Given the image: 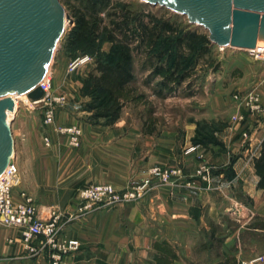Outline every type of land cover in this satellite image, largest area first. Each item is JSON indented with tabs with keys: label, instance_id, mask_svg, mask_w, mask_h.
Here are the masks:
<instances>
[{
	"label": "crops",
	"instance_id": "crops-1",
	"mask_svg": "<svg viewBox=\"0 0 264 264\" xmlns=\"http://www.w3.org/2000/svg\"><path fill=\"white\" fill-rule=\"evenodd\" d=\"M262 99L264 104V96ZM203 119L189 117L178 130L123 122V117L112 124L84 122L80 125L79 148L61 156L62 145L53 147L57 153L53 159H61L62 165L47 171V181L55 187L57 182H64L56 190H45V196L61 191L69 197L76 190L77 197L80 188L95 183L125 188L149 180L153 186L138 202L101 209L68 222L62 236L77 239L79 247L61 264H195L199 233L211 242L224 236L221 241L225 244L236 235V259L264 255V249L257 244L248 250L241 247V243L255 242L263 230L264 190L257 186L254 159L264 139V116H246L243 127L251 133V140L244 145L239 133L229 127V119L220 124ZM56 122L70 124L72 119L65 117L61 121L57 113ZM63 139L62 136L59 141L66 146ZM28 150L23 140L15 144V160L30 180H37L41 175L36 173L34 155ZM250 151L255 152L253 157ZM200 155L211 167L208 182L195 174ZM154 165H180L184 178L177 186L163 185L148 172ZM24 186L29 189L28 183L24 182ZM72 200L74 203L67 205L60 200V208L73 212L78 201ZM45 202L38 206L42 216L50 205ZM228 217L239 223L231 236L224 234V218ZM0 264L47 262L26 254L18 228L0 226Z\"/></svg>",
	"mask_w": 264,
	"mask_h": 264
},
{
	"label": "rangeland",
	"instance_id": "rangeland-1",
	"mask_svg": "<svg viewBox=\"0 0 264 264\" xmlns=\"http://www.w3.org/2000/svg\"><path fill=\"white\" fill-rule=\"evenodd\" d=\"M59 1L65 12L72 18V22L65 21L63 32L53 46L47 68L51 76V93L64 96V103L56 106L54 122L45 125L42 123L41 115L44 102L34 103L22 94L15 113L9 119L14 146L22 140L29 146L28 152L34 155L36 173L41 175L37 180H30L26 171L24 173L20 169V186L27 189L24 182L28 183L29 189L25 191L33 196L38 206L47 201L49 206L57 207L64 212L65 210L61 209L58 203L62 199L64 201L61 203L66 205L74 203L72 199L75 198L79 202L76 190L69 197L63 196L61 191L54 194L55 196L51 192L47 194L48 197L43 195L45 190L55 187L49 184L50 180L47 181L46 175L47 171H53L58 164L62 165L61 159H53L54 154H57L52 151L56 144L58 147L62 145L59 150L61 156L68 155L70 150L80 146H70L66 136L56 131L58 126L76 124L80 128L84 122L108 123L106 118L99 117L98 114L105 107H110L111 99L100 96L89 85L91 78L99 74L96 69L97 63H110L117 56L115 44L107 38L108 34H112L117 41L127 42L132 54L133 79L120 93L119 117L115 122L123 117V122H134L137 125L149 123L154 124L156 128L159 126L165 130H178L189 117L206 118V122L212 121L218 124L229 119V126H231L232 116L242 114L245 119L237 130L241 131L245 129L243 126L247 115H250L252 119L264 116L262 99L264 63L251 60L245 50L230 46L220 48L211 40L209 31L203 25L191 22L186 14L160 3H149L145 0ZM80 16H84L91 23H96L97 33L88 36L86 40L75 42L71 38V33L76 27V19ZM163 23L170 25L173 32L160 29ZM150 31L161 35L151 40L148 35ZM195 41L196 44L192 46ZM79 55H89L90 61L74 70H68L69 62ZM250 91L258 95V103L262 111L250 112L244 103L235 100V94L243 97ZM57 113L61 116V121H64L66 117L72 119V123H57ZM248 134L251 137V133ZM45 135L51 139L50 146H45L43 142ZM58 136L64 137L66 146L62 144V140L59 141ZM29 153L26 158L28 163ZM198 158L200 161L195 174L201 178L197 174V169L201 164L209 167L210 165L202 160L201 155ZM180 167L183 169L182 166ZM66 169L69 171L68 168ZM183 178L184 171L183 176L176 179L174 184L163 185L177 186ZM201 180L209 181L202 178ZM63 182H57L54 189L56 190L58 185L61 187ZM94 213L81 217H88ZM224 222L226 225L224 234L226 232V234L230 233V236L233 235L239 224L237 219L228 217L224 218ZM218 229L221 231L220 225ZM221 237L224 238L220 236L217 238L219 240L211 242L199 233L195 264H240L242 260L255 256L236 259L234 254L239 249L236 235L232 236L226 244L222 243ZM254 244L264 249V224L255 242L252 240L245 245L241 243L242 250H248L249 246ZM223 252L226 255H223ZM41 258L49 264L45 257L41 256ZM257 264H264V259Z\"/></svg>",
	"mask_w": 264,
	"mask_h": 264
},
{
	"label": "water",
	"instance_id": "water-1",
	"mask_svg": "<svg viewBox=\"0 0 264 264\" xmlns=\"http://www.w3.org/2000/svg\"><path fill=\"white\" fill-rule=\"evenodd\" d=\"M203 25L218 46L252 48L264 40V0H145ZM72 18L59 0H0V173L12 162L14 140L7 113L13 94L39 100L53 46Z\"/></svg>",
	"mask_w": 264,
	"mask_h": 264
},
{
	"label": "built area",
	"instance_id": "built-area-1",
	"mask_svg": "<svg viewBox=\"0 0 264 264\" xmlns=\"http://www.w3.org/2000/svg\"><path fill=\"white\" fill-rule=\"evenodd\" d=\"M219 47L224 48L225 46ZM242 50L246 51L251 60L264 63V41H257L252 48ZM88 61H90L89 55L76 56L69 62L68 70H74ZM37 85L43 90V96L32 102H44L41 111L42 123L50 125L55 120L56 106L64 103L65 97L51 93V76L48 69ZM234 98L244 103L250 112L262 111L258 103V95L253 91L243 97L235 94ZM244 119V115L235 114L229 126L234 132L240 133L243 145L251 140L247 130L237 131ZM56 131L66 136L70 146L80 145L81 129L76 124L60 125ZM43 142L45 146H50L51 139L48 135L43 137ZM250 155L253 157L255 152L250 151ZM210 170L211 167L201 164L197 169V174L203 180L208 181ZM149 172L156 176L162 184H174L176 179L183 176V169L180 166H153ZM20 184V170L16 160H13L0 173V226L18 228L26 254L31 257L43 256L49 264H60L66 255L76 251L79 247L77 239L61 236L68 222L101 209L138 201L153 189L149 181L122 189L116 188L111 183L89 184L79 189V202L73 212L66 213L57 207L49 206L46 208V214L42 216L33 196L20 189ZM263 259V255H255L242 260L240 264H257Z\"/></svg>",
	"mask_w": 264,
	"mask_h": 264
},
{
	"label": "trees",
	"instance_id": "trees-1",
	"mask_svg": "<svg viewBox=\"0 0 264 264\" xmlns=\"http://www.w3.org/2000/svg\"><path fill=\"white\" fill-rule=\"evenodd\" d=\"M96 1V0H94ZM103 1V0H101ZM163 31L173 32L170 25L163 23L160 25ZM97 33L96 23H91L80 16L76 19V27L71 33L73 41L86 40L88 36ZM149 39L154 40L160 37L161 34L149 32ZM107 38L115 44L116 57L110 63L98 62L96 69L98 75L93 76L89 85L93 91L97 92L102 97H109L111 100L110 107L98 114L99 117L106 118L108 124L114 123L119 117L120 105L118 99L125 85L133 79L132 54L127 42L117 41L112 34H108ZM194 38V36H193ZM196 44L193 42L192 46ZM256 174L259 176L258 188L264 190V139L261 145V151L258 157L254 159Z\"/></svg>",
	"mask_w": 264,
	"mask_h": 264
},
{
	"label": "bare ground",
	"instance_id": "bare-ground-1",
	"mask_svg": "<svg viewBox=\"0 0 264 264\" xmlns=\"http://www.w3.org/2000/svg\"><path fill=\"white\" fill-rule=\"evenodd\" d=\"M258 41L261 42V41H263V40L258 39ZM47 69H48V68H47ZM48 72H49V70H48ZM12 97H13V99L15 100V101H14V102H15V107H14V110H13V111L7 113V121H8V122H9V119L13 116V113H15V111H16V109H17V103H18L19 99L22 98V94H13ZM13 160H15V155H14V153H13V156H12V161H13Z\"/></svg>",
	"mask_w": 264,
	"mask_h": 264
}]
</instances>
